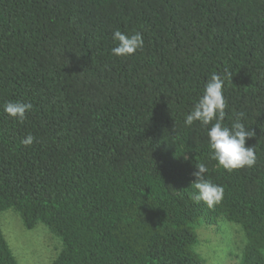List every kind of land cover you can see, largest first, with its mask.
I'll list each match as a JSON object with an SVG mask.
<instances>
[{"label":"trees","instance_id":"16d2710c","mask_svg":"<svg viewBox=\"0 0 264 264\" xmlns=\"http://www.w3.org/2000/svg\"><path fill=\"white\" fill-rule=\"evenodd\" d=\"M117 29L143 48L113 56ZM212 73L225 126L242 113L255 132L252 167L223 169L211 124L184 123ZM7 101L33 108L20 122ZM198 163L224 188L213 208L192 199ZM9 210L60 240L53 264H204L197 229L220 219L245 234L239 264H264V0H0V217ZM0 264H19L1 222Z\"/></svg>","mask_w":264,"mask_h":264},{"label":"clouds","instance_id":"9594fccd","mask_svg":"<svg viewBox=\"0 0 264 264\" xmlns=\"http://www.w3.org/2000/svg\"><path fill=\"white\" fill-rule=\"evenodd\" d=\"M116 46L111 49V54L116 57H126L135 54L143 48V35L140 32L125 34L115 30L112 36ZM224 79L217 73H212L207 80L201 96L193 105L189 114L186 115L184 123L192 126L194 122H200L202 126L211 127L207 130L208 147L211 159L218 162L219 166L231 172L233 170L252 167L256 162L255 147L246 146V141L255 136L252 129L245 127L238 114L231 126H225L226 101L223 96ZM33 105L24 101H7L3 105L4 112L11 118L23 122L26 113L31 111ZM214 121V123H213ZM34 137L28 135L21 143L30 146ZM193 172L195 177L192 186L195 189L192 199L194 202H203L208 208L218 205L224 197V188L212 183L205 178L208 169L203 163L195 166Z\"/></svg>","mask_w":264,"mask_h":264},{"label":"rangeland","instance_id":"374dc122","mask_svg":"<svg viewBox=\"0 0 264 264\" xmlns=\"http://www.w3.org/2000/svg\"><path fill=\"white\" fill-rule=\"evenodd\" d=\"M3 232L19 264H53L61 249L60 240L43 224L27 230L12 210L0 217ZM197 252L204 264H239L246 237L241 226L220 219L215 225L197 229Z\"/></svg>","mask_w":264,"mask_h":264}]
</instances>
